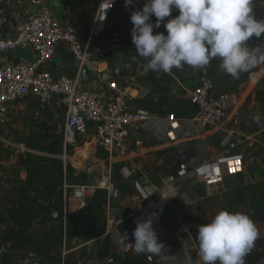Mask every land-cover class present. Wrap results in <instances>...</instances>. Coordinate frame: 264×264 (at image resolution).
<instances>
[{
  "label": "crops",
  "instance_id": "crops-1",
  "mask_svg": "<svg viewBox=\"0 0 264 264\" xmlns=\"http://www.w3.org/2000/svg\"><path fill=\"white\" fill-rule=\"evenodd\" d=\"M43 5H48L61 21L67 18L69 12L80 20V39L91 50V61L87 68L91 75L90 81L93 79L91 82L82 80V86L98 88L99 85V88H104L105 84L98 81L97 75L108 73L110 80L125 83L130 94L135 97L136 107L155 115L167 113L146 107L157 102L167 103L176 96L186 101L184 91L193 88L202 75L214 83L215 95L226 93L229 98L224 104V119L218 126L194 124L191 121L193 110L189 107L191 112L180 118V129L175 132L174 138L160 136L157 126L150 133L141 131L137 135L141 145L136 148L132 143L127 155L114 161H109L106 153L95 144L91 132L80 136L74 145H69L65 158L63 145L61 152L49 153V145L55 139L62 140V107L55 103L41 104L32 95L12 102L7 107L5 122L0 124V136L11 143L6 148L0 146V250H3L0 252V264H31L29 259L33 255L39 264H109V257L114 258L112 264H202L195 240L197 226L206 223L223 209V199L227 196L237 193V200L230 211H241L249 217L256 207L261 206L260 202L254 208V202L259 203L260 196L264 199V64L242 73L239 79L224 73L219 68L220 60L216 59L211 64V68L216 70L211 77L207 74L211 69L208 66L207 71L196 69L190 72L184 68H173L169 73L154 72L146 69L147 61L144 58L131 60L136 52L131 42L133 25L130 14L137 5L136 1L133 0V4L126 7L125 0H119L111 14L108 28L92 36L90 25L95 15V6L90 0H43ZM38 8L26 0H0V17L3 19L0 38L13 35L15 24ZM177 11L173 10L172 17L176 16ZM253 11L257 19H264V1L254 3ZM114 28L124 39L123 47H114L111 43L110 32ZM155 32L158 29H154ZM247 44L250 47H264V35L259 39L250 38ZM56 53L57 57L44 63L42 69L54 76L77 74L78 68L73 61L66 59L62 44ZM22 59L32 60L34 55L29 50L17 49L0 57V64ZM162 109L165 110V107ZM257 114L261 116L259 126L252 119ZM19 134L24 135L22 140L16 143L10 140ZM37 135L42 136L39 148H27L24 139L35 138ZM230 135L237 141L229 153L230 160L238 162V169L228 172L225 164H220L221 181L207 184L205 179L211 174L208 164L226 157L224 144ZM127 141L128 144L133 142L132 138ZM12 146L19 150L13 152L8 149ZM26 154H31L36 164H44L42 158L61 161L62 168H57V174L61 175L64 165L68 166L71 185L96 186L100 180L107 179L119 191L118 197L112 199L109 185L107 188H97L93 195L87 190L85 197L88 207L84 211L70 208L67 217L69 235L66 239L68 254L62 263L59 256L62 223L45 209L49 202L43 193L45 174L35 178L34 185L39 187V192L28 188L27 179L31 176V170L20 163V158L25 159ZM129 154L133 157L128 165H124L123 160L128 159ZM181 162L188 167V175L171 184L176 196L164 204L157 195L150 194L147 196L149 202L144 206L146 208L135 211L142 202L136 181L140 179L141 183L148 182L149 185L162 187L163 180L173 176ZM48 164V172L51 174L55 168L53 164V167ZM123 166L129 172L128 177L121 173ZM89 167L90 171L87 170ZM21 207L32 212L31 218L16 222L14 217L18 216ZM109 208L116 218L122 220L113 230L108 227ZM149 214L155 215L153 228L158 241L164 244L162 253L138 255L134 251H127L123 257L119 256L116 248L123 232L127 230L134 240L132 232L136 221ZM254 223L259 231H263L264 219L255 220ZM181 225L187 231L178 238L176 232ZM11 230L28 233L29 240L23 248H15L6 240ZM245 261L246 264H264V257Z\"/></svg>",
  "mask_w": 264,
  "mask_h": 264
},
{
  "label": "built area",
  "instance_id": "built-area-1",
  "mask_svg": "<svg viewBox=\"0 0 264 264\" xmlns=\"http://www.w3.org/2000/svg\"><path fill=\"white\" fill-rule=\"evenodd\" d=\"M26 1L39 8L15 24L13 35L9 38H0V57L9 55L17 49H26L32 52L35 61L22 59L18 62L0 64L1 125L6 120L5 114L8 105L18 99L32 95L41 104L55 103L62 107L64 111L62 129L63 158L66 157L67 147L74 145L80 136L86 135L88 132L92 133L95 144L106 153L109 161L124 158L132 143L134 147L138 148L141 141L137 135L141 131L150 133L154 131L151 129L157 126L161 132L160 136L169 139L175 137V132L180 129L179 122L182 121L179 117L170 113L155 115L143 108L136 107L134 105L135 97L130 94L125 83L110 80L108 73L97 75L98 81L104 83L106 87L99 88L98 85V89L94 86L89 87V85L82 86V80L84 82L90 81V79L84 80L81 78V71L91 61V50L88 45L82 44L80 39L79 18L74 13L69 12L67 18L61 21L55 17L50 7L43 5V0ZM90 1L95 6V15L90 25V35L92 36L108 28L111 14L119 0ZM134 1L137 2V5L133 11L141 9L145 3V0ZM176 15H178V11ZM152 21L155 22V17H152ZM2 23L3 19L0 17V26ZM163 31L165 29L162 22L158 32ZM110 38L114 47L124 46V39L117 29L111 30ZM59 42L68 45L74 60L79 63V66H77L78 72L74 76H54L49 71L39 70L40 65L53 58ZM184 92L186 101L193 110L191 121L194 124L218 126L223 121L225 116L224 104L229 97L226 93L215 95L214 83L210 78L205 75L200 76L196 85ZM130 138L133 142L128 144L127 139ZM236 144V138L230 135L224 144L226 157L220 159L219 162L208 164L211 174L205 179V183L212 184L221 181L220 164H225L228 172L238 169V162H232L229 154ZM90 169L91 167L87 168L88 171ZM120 170L124 177L129 176L125 166L121 167ZM66 175L67 171L64 165L62 171V210L60 213L53 211L51 214L53 218L59 219L62 223V244L59 253L61 263L68 254L66 231L70 208L84 211L88 207L89 203L85 197L87 190L93 195L97 188H107L106 186L109 185L110 197L114 199L119 195L118 189L111 186L107 179L105 181L100 180L96 186L71 185L67 181ZM187 175L188 167L184 162H181L178 164L173 176H167L163 180L162 187L149 185L148 182H145L146 184L141 183L138 179L136 186L140 190L142 202L135 208V211H142L146 208L144 206L149 202L147 196L150 194L157 195L159 201L161 199L164 204L168 203L176 196L171 184ZM121 222L122 220L116 218L114 212L109 208L108 227L113 230ZM186 231L187 228L181 225L176 232V236L180 238V235ZM129 243H134V240L126 230L123 232L121 242L116 248V253L123 257L127 251H134ZM0 252H3V250H0ZM36 258L34 255L31 256L30 263L39 264ZM107 262L109 264L114 263V258L109 257Z\"/></svg>",
  "mask_w": 264,
  "mask_h": 264
},
{
  "label": "clouds",
  "instance_id": "clouds-1",
  "mask_svg": "<svg viewBox=\"0 0 264 264\" xmlns=\"http://www.w3.org/2000/svg\"><path fill=\"white\" fill-rule=\"evenodd\" d=\"M132 4L133 0H125L126 7ZM253 4L254 0H145L141 9L130 14L136 52L131 60L142 57L147 70L169 73L184 65L204 70L218 58L219 68L239 79L264 64V47L247 44L250 38L264 35V19L256 18ZM173 10H178L175 17ZM162 22L166 35L154 33ZM252 119L261 125L260 115ZM154 219L149 214L136 221L134 243L129 244L138 255H158L164 249L153 228ZM197 228L195 240L202 264H246L245 257L261 238L254 221L241 211L221 209Z\"/></svg>",
  "mask_w": 264,
  "mask_h": 264
},
{
  "label": "trees",
  "instance_id": "trees-1",
  "mask_svg": "<svg viewBox=\"0 0 264 264\" xmlns=\"http://www.w3.org/2000/svg\"><path fill=\"white\" fill-rule=\"evenodd\" d=\"M264 0H254V3L256 2H261ZM163 33L166 35V30L163 31ZM216 60H219L218 58ZM187 65H184L181 68L186 67ZM185 69V68H184ZM168 76V75H167ZM166 76V77H167ZM168 78V77H167ZM170 80V79H169ZM165 107V110H161V108ZM148 108H155L160 111V113H170L173 114L176 117H184L186 115H189L191 112L189 109V105L187 101L183 100L182 98L179 97H173L169 102L167 103H153L150 105ZM193 113V112H192ZM42 140L41 135H37L35 138H27L24 139L25 146L30 149H35L37 150L40 146ZM49 153H58L61 152L62 148V140L61 139H55L50 145ZM42 161L44 164H36L35 162L32 161L31 154H26L25 159L20 158V163L22 166H24L27 170H31V176L28 177L27 179V185L28 188L32 189L34 192H39L40 189L37 185L35 184V178L42 173L45 174L46 181L44 182V191L43 193L45 194L46 197L49 198L48 205L46 206L47 213L50 215L52 214L53 211L61 212L62 210V185H63V176L62 173L61 175L57 174V168L59 169L62 168V163L61 161L55 160V159H49V158H42ZM54 165V170L52 171L51 174H49V164ZM52 165V167H53ZM66 179L69 183H72L69 177V172H68V166H66ZM42 191V190H41ZM240 191V190H238ZM237 200V193L227 196L223 199V209L230 211V207L235 203ZM21 207L18 212V216L14 217L16 222H19L22 219H27L29 220L31 218V213L29 210H24ZM231 212V211H230ZM253 221L255 220H262L264 219V200L261 202V206H259L258 209H254L252 212V215L250 217ZM68 227H67V237H68ZM6 240L10 242L15 248H23L27 241L29 240V235L25 231H10L7 236ZM261 245H264V239L260 242ZM264 257V249L262 250H252L246 257L248 261H255L258 258Z\"/></svg>",
  "mask_w": 264,
  "mask_h": 264
},
{
  "label": "rangeland",
  "instance_id": "rangeland-1",
  "mask_svg": "<svg viewBox=\"0 0 264 264\" xmlns=\"http://www.w3.org/2000/svg\"><path fill=\"white\" fill-rule=\"evenodd\" d=\"M34 60V59H33ZM215 59H213L211 62H210V64L208 65V68H211L212 67V63H213V61H214ZM187 71H190V72H192V71H195L196 69H193L192 67H190V66H186V67H184ZM198 70V69H197ZM206 71H207V68H206ZM216 70H214L213 68H211V69H209V71L208 72H210V73H207L208 74V76H212L213 75V73L212 72H215ZM62 120V119H61ZM0 130H1V127H0ZM0 134H1V132H0ZM22 134H19V136L17 137V138H11L10 140H12L13 142H19L20 140H22V138L24 137V135L23 136H21ZM1 137V136H0ZM1 140H0V146H2V147H4V148H6L7 146H10V145H8V144H11V143H7L8 141L7 140H5L3 137H1L0 138ZM14 144V143H13ZM7 145V146H6ZM91 147H92V145H91ZM8 149H11L13 152L14 151H16V150H19V148L18 147H14V146H12V147H9ZM82 152V149H80L79 150V153H81ZM84 152V151H83ZM77 156H78V154H77ZM133 156L131 155V154H129L128 155V159H124L123 160V162H125V164L124 165H128V163H129V161H130V159L132 158ZM122 162V163H123ZM134 162H135V160H134ZM68 163V162H67ZM134 174H136V171L134 172ZM83 177V176H82ZM122 177V176H121ZM115 178H118L116 175H115ZM123 179V178H122ZM127 182V181H126ZM122 183H123V181H122ZM128 183V182H127ZM120 188V187H119ZM264 199L260 196V199H259V203L257 202V201H255L254 202V208H255V206H258V205H260V202H262ZM253 208V207H252ZM255 209H258L257 207L255 208ZM260 234H261V238L260 239H258V240H256L255 241V246H254V248H256V250L257 251H259V250H263L264 249V245H261L260 244V242L264 239V228H263V231H261L260 230ZM254 250V249H253ZM255 251V250H254Z\"/></svg>",
  "mask_w": 264,
  "mask_h": 264
},
{
  "label": "water",
  "instance_id": "water-1",
  "mask_svg": "<svg viewBox=\"0 0 264 264\" xmlns=\"http://www.w3.org/2000/svg\"><path fill=\"white\" fill-rule=\"evenodd\" d=\"M46 6H48V5H46ZM61 44L64 46V49H65V51H66V59L69 60V61H73V62H74V65H75L76 67L79 66L78 61L74 60V58H73V56H72V54H71V52H70V50H69L67 44H65V43H63V42H59V43H58V46H57V49H56V52L58 51V47H59ZM53 57H57V53H55ZM30 61H35V58H34V60L32 59V60H30ZM39 70H43V69H42V65H40ZM90 77H91V75H90V71L88 70V68H87L86 66H84V67L82 68V71H81V78L84 79V80H88Z\"/></svg>",
  "mask_w": 264,
  "mask_h": 264
}]
</instances>
